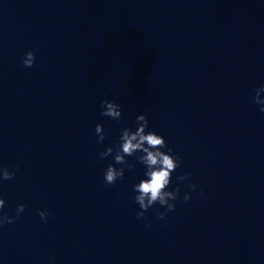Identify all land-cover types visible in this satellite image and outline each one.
<instances>
[{
	"label": "clouds",
	"instance_id": "clouds-1",
	"mask_svg": "<svg viewBox=\"0 0 264 264\" xmlns=\"http://www.w3.org/2000/svg\"><path fill=\"white\" fill-rule=\"evenodd\" d=\"M35 63V54L28 51L24 54L22 65L25 68H31ZM255 95L252 100L255 104L260 105L259 111L264 113V85L254 90ZM101 116L109 117L113 120H120L122 116L121 105L114 101H101ZM147 114H140L136 117V130L124 128L121 130L119 143L114 147H107L105 151L101 152L100 158L106 159L109 156L113 157L114 163L109 164L104 172V182L106 185H114L117 180H122L125 175V167L131 170L134 165L131 164L126 157L135 156L138 163L145 168L144 178L139 183L133 185V191L136 195L133 197L135 203L139 206L137 211V219H144L145 213L159 204L164 211H156V218L163 220L168 213L175 211V201L180 197L179 184L169 190V185L172 180V173L181 166V158L178 154L173 152V149L168 147L162 135L148 129ZM147 130V131H146ZM95 133L97 135V142L102 143L107 133H105L103 125L97 124L95 126ZM167 148V151L162 149ZM116 165H122L117 168ZM16 175V171H10L6 167H0V181L12 180ZM190 173H184L176 177L178 182H183L190 178ZM192 191L197 188L196 184H190ZM191 199V193H185L183 200L185 202ZM5 206V200L0 197V228L7 224L15 222L16 217H11L2 214ZM25 211V205L20 204L16 208V216ZM38 215L42 222L47 223L49 213L47 210H39ZM51 259V258H50Z\"/></svg>",
	"mask_w": 264,
	"mask_h": 264
}]
</instances>
